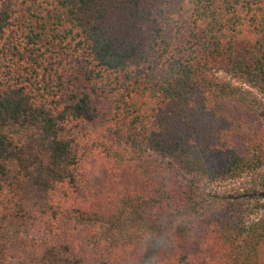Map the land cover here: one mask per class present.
I'll return each mask as SVG.
<instances>
[{
  "label": "trees",
  "instance_id": "1",
  "mask_svg": "<svg viewBox=\"0 0 264 264\" xmlns=\"http://www.w3.org/2000/svg\"><path fill=\"white\" fill-rule=\"evenodd\" d=\"M0 55V264H264V0H0Z\"/></svg>",
  "mask_w": 264,
  "mask_h": 264
},
{
  "label": "rangeland",
  "instance_id": "2",
  "mask_svg": "<svg viewBox=\"0 0 264 264\" xmlns=\"http://www.w3.org/2000/svg\"><path fill=\"white\" fill-rule=\"evenodd\" d=\"M20 24V23H18ZM16 35H14V38L18 41V43L20 45H25L26 43H28L29 41L26 39L25 35L22 33V31L20 30L19 33L16 31ZM21 36V37H20ZM1 57V55H0ZM16 59V58H15ZM14 59V60H15ZM7 69V68H6ZM2 70V71H1ZM1 72L4 71V69H0ZM258 95L259 96H262V98L264 99V93L259 91L258 92ZM250 176H244L241 180L237 181V180H227V181H223V182H217V183H214V182H210L209 180H205L204 182V186L206 188V190L208 191H211L213 193H219L220 195H223V193L225 191H231L233 190V188H240L241 189V192H246V189H248V187H250ZM253 217H264V208L260 209L259 211H256V214L253 215ZM252 218V217H251ZM253 219V218H252ZM181 220H175L174 222H176L175 224H173V226H170V229L171 228H174L176 229L179 225H178V222H180ZM130 228H134L135 230H140L138 227L134 226L133 224L129 226ZM138 228V229H137ZM113 230L116 232V236H114L113 238L117 241V242H120L122 240L121 238V230L119 229H115L113 228ZM112 231H107V234H109L110 232H113ZM147 230V229H146ZM163 230H165L163 228ZM115 234V233H114ZM132 234H135V231L132 232ZM109 241L112 240L111 236H110V239H108ZM204 240V239H202Z\"/></svg>",
  "mask_w": 264,
  "mask_h": 264
}]
</instances>
